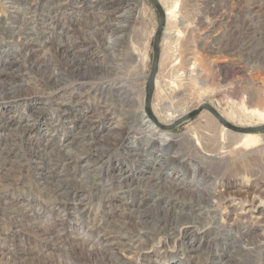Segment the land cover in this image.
<instances>
[{
  "label": "rangeland",
  "instance_id": "374dc122",
  "mask_svg": "<svg viewBox=\"0 0 264 264\" xmlns=\"http://www.w3.org/2000/svg\"><path fill=\"white\" fill-rule=\"evenodd\" d=\"M159 1L154 117L264 124V0ZM158 21L150 0H0V264H264V131L142 122Z\"/></svg>",
  "mask_w": 264,
  "mask_h": 264
},
{
  "label": "water",
  "instance_id": "95a60500",
  "mask_svg": "<svg viewBox=\"0 0 264 264\" xmlns=\"http://www.w3.org/2000/svg\"><path fill=\"white\" fill-rule=\"evenodd\" d=\"M151 3L154 5V7L157 9L158 15H159V21L158 25L154 34V39L152 43L153 47V55H152V63L150 74L148 75L146 84H145V93H144V99H143V109L144 111L149 115V117L152 119L153 123L156 124V126L162 130H171L175 128L177 125L183 123L184 121L191 119V117H195L198 115L202 110H206L207 112L212 115L217 122L225 127L226 129L230 130L231 132L235 133H252L257 131H264V124L261 125H254V126H238L233 123H230L227 119H225L215 108H213L208 103L202 102L197 107L190 109L184 114L178 115L172 122L168 124L161 123L155 115L151 111V99L153 95L154 90V84H155V77L156 72L159 65V59H160V40L161 35L163 33V28L165 25V10L161 6L159 0H150Z\"/></svg>",
  "mask_w": 264,
  "mask_h": 264
},
{
  "label": "bare ground",
  "instance_id": "6f19581e",
  "mask_svg": "<svg viewBox=\"0 0 264 264\" xmlns=\"http://www.w3.org/2000/svg\"><path fill=\"white\" fill-rule=\"evenodd\" d=\"M160 2V4H161V6L163 7V9L165 10V20L167 21V23H168V21H170V22H174V19H175V16H176V14L174 13V9H175V7H176V5H174V7H173V4H169L170 6H166L165 5V3L164 2H161V1H159ZM167 4V3H166ZM176 30H174V29H168L167 30V38L169 39V41L170 42H172V44L176 41V38L178 37L177 36V33L175 32ZM178 39V38H177ZM169 45V44H168ZM170 46H171V44H170ZM172 47V46H171ZM169 48V47H168ZM172 49H173V47H172ZM168 50H170L168 53H170V62H172L173 61V58H172V55H173V52H175L174 50L172 51L171 50V48H169ZM197 62V61H196ZM196 63H195V61H193V65L190 67V68H188V70H186L185 69V71H183V72H179V73H177V71H176V75H175V79H176V77H182V76H189V77H191V79H192V76H190V75H193V72L194 71H196V70H199L198 69V67H196ZM3 71V70H2ZM4 73V72H3ZM186 74V75H185ZM195 74V73H194ZM172 79V78H171ZM163 80V79H162ZM176 81V80H175ZM173 79H172V82H169V80L167 81L166 79H164L163 80V84H162V86H163V91L165 92L164 94H167V95H171V96H173V91L175 90V89H173ZM201 104V103H200ZM199 104V105H200ZM198 106V105H197ZM189 109H184V110H178L177 111V113L175 114V115H173V116H175L174 117V119L178 116V115H181V114H184V113H186L187 111H188ZM143 111H144V109H143ZM142 114H144V115H142V122H144V123H147L148 124V126H149V128L152 130L153 129V127H156L157 128V126H156V124H154V123H151L150 122V120L152 121V119L149 117V115L144 111ZM212 116V115H211ZM211 116H208V120H213L214 118H212ZM153 122V121H152ZM151 126H152V128H151ZM223 127V126H222ZM225 127H223V130H225L224 129ZM154 130V129H153ZM228 130V129H227ZM226 131V130H225ZM228 131H230V130H228ZM231 132V131H230ZM211 133V132H210ZM233 133H235V132H233ZM208 135V137H210V134L208 133L207 134ZM215 136V135H214ZM230 138V140H233L232 142L236 145V147H239V146H250V145H252V144H254V143H258V142H260V141H262V138H260L259 136H258V134H250V133H237V135L235 134L234 136H230L229 137ZM228 138V139H229ZM229 140V141H230ZM231 142V141H230ZM162 159L160 158V160L158 161V163L157 164H160L159 162L161 161ZM166 161V160H165ZM164 161V162H165ZM166 163V162H165ZM161 166V165H160Z\"/></svg>",
  "mask_w": 264,
  "mask_h": 264
}]
</instances>
